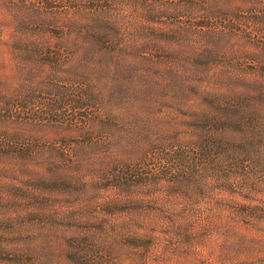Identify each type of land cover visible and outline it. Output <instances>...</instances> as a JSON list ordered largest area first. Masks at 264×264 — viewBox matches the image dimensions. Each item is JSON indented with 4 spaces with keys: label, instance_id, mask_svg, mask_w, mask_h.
<instances>
[{
    "label": "trees",
    "instance_id": "16d2710c",
    "mask_svg": "<svg viewBox=\"0 0 264 264\" xmlns=\"http://www.w3.org/2000/svg\"><path fill=\"white\" fill-rule=\"evenodd\" d=\"M137 2L134 23L94 4L54 13V40L14 36L42 79L0 87V264H150L167 242L263 239L264 0ZM49 118L73 132H24Z\"/></svg>",
    "mask_w": 264,
    "mask_h": 264
},
{
    "label": "rangeland",
    "instance_id": "374dc122",
    "mask_svg": "<svg viewBox=\"0 0 264 264\" xmlns=\"http://www.w3.org/2000/svg\"><path fill=\"white\" fill-rule=\"evenodd\" d=\"M0 0V87L7 89L11 85H16L23 80H28L34 76L42 79V74L38 75L36 69H28L26 65L29 55L22 54V59L18 49L13 43L15 35L22 33L35 32L41 36H47L53 40L61 35L62 28L58 22L67 18H74L75 15L85 13L87 17L91 16L90 6L98 4L97 7L107 9L118 19L124 22L134 23L137 19V0ZM38 8L35 12V8ZM57 14L56 24L51 21ZM53 16V17H52ZM41 21L43 25L37 23ZM43 29H38V26ZM45 25V26H44ZM131 37L130 39H132ZM137 47H143L141 36H135ZM141 44V45H140ZM21 60L24 63H21ZM39 91H33L27 88L26 94L29 98L39 94ZM44 93V92H43ZM45 94V93H44ZM69 115V112L65 111ZM67 115V116H68ZM74 125L60 123L54 118L49 120H38L27 124L24 132L31 138H38L41 145L46 143L62 141L63 135H69L73 132ZM2 182H9L11 178L5 176ZM264 239V231H255ZM263 239H256L251 244L242 243L236 239L216 240L213 238L210 242L196 246L195 252L190 255L188 248L183 243L176 246L170 243H164L166 250L156 252L152 248L149 263L150 264H264V244Z\"/></svg>",
    "mask_w": 264,
    "mask_h": 264
}]
</instances>
